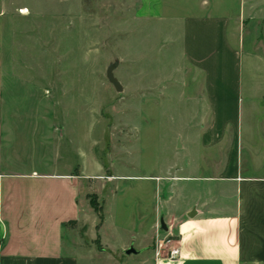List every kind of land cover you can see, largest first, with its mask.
Here are the masks:
<instances>
[{"label": "crops", "instance_id": "obj_1", "mask_svg": "<svg viewBox=\"0 0 264 264\" xmlns=\"http://www.w3.org/2000/svg\"><path fill=\"white\" fill-rule=\"evenodd\" d=\"M137 13L172 32L175 58L168 73L204 79L203 99L193 101L205 104L207 117L174 139L166 162L156 159L145 174L117 175L94 154V141H87V152L76 147L82 162L66 171L46 162L27 167L24 155L9 152L22 123L16 117L50 121L52 130L69 137L58 121L81 93L73 96L68 113L59 107L62 112L52 120L42 115V102L6 107L8 94L21 87L17 60L33 61L35 71L28 73H38L42 55L37 46L17 47V17L0 8V264H264V0H139ZM210 73H235L236 82L226 88L208 85ZM97 180L104 188L116 182L155 183L157 202L147 227L139 217L126 244L115 249L103 241L104 218L98 229L101 253L92 245L95 219L94 235L83 232L89 245L69 240V223L88 227L84 216L95 215L89 197L100 201L93 188ZM156 236L175 237L179 258L156 261ZM134 244L137 254L125 255Z\"/></svg>", "mask_w": 264, "mask_h": 264}, {"label": "rangeland", "instance_id": "obj_2", "mask_svg": "<svg viewBox=\"0 0 264 264\" xmlns=\"http://www.w3.org/2000/svg\"><path fill=\"white\" fill-rule=\"evenodd\" d=\"M138 1L0 0V8L17 17V47L29 51L37 46L42 55L38 73H28L35 71L33 61L17 60L16 81L21 87L19 93L8 94L11 102L6 107L17 101L42 102L40 112L52 120L62 112L59 107L64 115L68 113L81 93L72 111L58 121L66 125L69 137L52 130L50 121L15 118L22 123L17 122L9 152L24 155L27 167H43L46 162L64 171L76 168L82 162L76 147L87 152V141H94V154L112 168L111 173L136 174L139 170L145 174L156 159L166 162L174 139L180 133L186 135L184 129H195V122L207 117L205 104L193 101L203 99L200 87L204 79L199 75L195 82L194 73H168L175 58L172 32L139 19ZM12 32L10 29V37ZM8 65L6 62V70ZM109 71L121 91L108 81ZM234 75L210 73L207 82L226 88L236 82ZM34 83L38 84L36 88L31 85ZM23 109L26 113L28 107H22V113ZM35 120L37 126L32 124ZM190 120L193 126L186 127ZM101 183L94 181L93 188L101 201L95 197L97 208L105 218L102 238L115 249L126 244L139 217L143 216V226L147 227L157 204L155 183L116 182L106 188ZM116 185L117 193H113L110 189ZM83 219L88 227L69 223V240L89 245L83 232L87 229L86 236L92 237L93 220L98 224L99 219L96 213ZM98 232L92 245L101 253L105 247ZM154 242L155 238L153 248Z\"/></svg>", "mask_w": 264, "mask_h": 264}, {"label": "built area", "instance_id": "obj_3", "mask_svg": "<svg viewBox=\"0 0 264 264\" xmlns=\"http://www.w3.org/2000/svg\"><path fill=\"white\" fill-rule=\"evenodd\" d=\"M153 253L156 261L176 260L180 256V247L177 239L172 236L155 237Z\"/></svg>", "mask_w": 264, "mask_h": 264}, {"label": "water", "instance_id": "obj_4", "mask_svg": "<svg viewBox=\"0 0 264 264\" xmlns=\"http://www.w3.org/2000/svg\"><path fill=\"white\" fill-rule=\"evenodd\" d=\"M107 78L108 81L113 85V87L115 88V90L117 92L121 91V85L119 84V82L113 77V74L111 71L108 72L107 74ZM162 227H163V223H162ZM125 255H131V254H137V251L133 248L130 247L129 249H127L125 252Z\"/></svg>", "mask_w": 264, "mask_h": 264}, {"label": "trees", "instance_id": "obj_5", "mask_svg": "<svg viewBox=\"0 0 264 264\" xmlns=\"http://www.w3.org/2000/svg\"><path fill=\"white\" fill-rule=\"evenodd\" d=\"M89 198H90V199H89V204H90L91 208L93 209V211L97 214L98 219H99V223H98L97 226H96V230H98L99 227H100L101 224H102L103 217H102V214L100 213V211H99L98 208H97L98 204H97V202L94 200V199H95V196H90ZM96 241H97V240H96Z\"/></svg>", "mask_w": 264, "mask_h": 264}]
</instances>
